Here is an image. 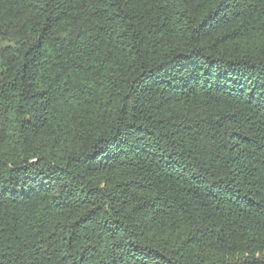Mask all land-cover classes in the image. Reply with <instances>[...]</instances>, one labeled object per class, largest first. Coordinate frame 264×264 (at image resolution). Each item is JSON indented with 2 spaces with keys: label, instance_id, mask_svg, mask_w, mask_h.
<instances>
[{
  "label": "trees",
  "instance_id": "obj_1",
  "mask_svg": "<svg viewBox=\"0 0 264 264\" xmlns=\"http://www.w3.org/2000/svg\"><path fill=\"white\" fill-rule=\"evenodd\" d=\"M0 264H264V0H0Z\"/></svg>",
  "mask_w": 264,
  "mask_h": 264
}]
</instances>
